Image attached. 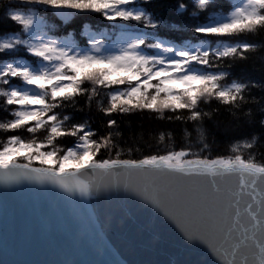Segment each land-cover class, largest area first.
<instances>
[{
	"label": "snow or ice",
	"instance_id": "6c2138e0",
	"mask_svg": "<svg viewBox=\"0 0 264 264\" xmlns=\"http://www.w3.org/2000/svg\"><path fill=\"white\" fill-rule=\"evenodd\" d=\"M2 264H264V0H0Z\"/></svg>",
	"mask_w": 264,
	"mask_h": 264
},
{
	"label": "water",
	"instance_id": "95a60500",
	"mask_svg": "<svg viewBox=\"0 0 264 264\" xmlns=\"http://www.w3.org/2000/svg\"><path fill=\"white\" fill-rule=\"evenodd\" d=\"M5 231V222L2 215H0V264L7 259V260H24V261H51L59 259L60 257L50 251L44 245H37L33 247L26 248L18 253L12 254H5L2 239L4 236Z\"/></svg>",
	"mask_w": 264,
	"mask_h": 264
}]
</instances>
